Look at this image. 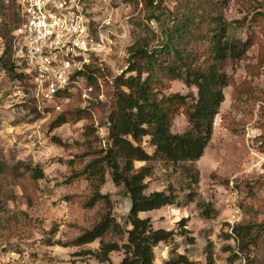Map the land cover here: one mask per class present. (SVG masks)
Segmentation results:
<instances>
[{
  "label": "rangeland",
  "instance_id": "obj_1",
  "mask_svg": "<svg viewBox=\"0 0 264 264\" xmlns=\"http://www.w3.org/2000/svg\"><path fill=\"white\" fill-rule=\"evenodd\" d=\"M137 1L139 4L135 0H86L93 35L101 44L97 53L91 54L89 71L99 73L92 85L87 77L83 78L77 93L83 94L85 87L92 91L86 100L77 96L69 110L90 108L89 121L74 122L76 118L71 117L52 132L49 126L56 113L37 118L30 110L35 88L14 78V72H6L0 60V164L12 168L24 163L44 173V178L35 182L28 177H11L0 191V264H99L93 257H76L84 250H98L99 240L82 247L66 245L91 229L104 212L101 205L91 210L84 208L91 190L86 180L71 179L74 171L68 162L82 153L83 148L76 144L84 142V125L97 126L107 119L114 79L126 71L129 48L136 38L161 30L160 21L149 20V12ZM193 1L199 0H156V4L163 11H173ZM222 13L229 23L230 36L247 42L248 51L242 61L226 66L232 83L224 90L225 101L216 117L212 140L194 165L199 171V183L190 186L184 165L174 168L161 162L155 164L154 175L148 180V193L172 186L183 204L187 195L193 194V201L186 206L139 214L150 218L155 229L168 231H178L177 223L189 219L187 229L195 243L189 245L180 236L170 245L160 243L155 248V264H164L172 249L204 264L209 242L213 244L216 264H228L230 253L225 249L235 246L233 239L226 238L231 231L233 203L240 211L237 225L264 221V0H230L223 5ZM157 15L162 16L159 12ZM18 23L15 0H0V58L12 45ZM191 91L197 93L182 83L171 82L165 93L186 95ZM187 129L186 118L178 115L173 132L182 134ZM54 137L69 148L55 144ZM148 141L144 147L153 153ZM74 166L76 170L82 167L81 163ZM141 166L136 164L137 168ZM101 192L110 196L113 217L126 227L130 202L123 189L113 184L109 173ZM206 210L211 218L203 215ZM108 239L122 244L118 237ZM252 256L264 261V246ZM123 258L122 252L111 254L112 264Z\"/></svg>",
  "mask_w": 264,
  "mask_h": 264
},
{
  "label": "trees",
  "instance_id": "obj_2",
  "mask_svg": "<svg viewBox=\"0 0 264 264\" xmlns=\"http://www.w3.org/2000/svg\"><path fill=\"white\" fill-rule=\"evenodd\" d=\"M229 1L199 0L185 3L173 11H163L156 0H140L149 12L148 19L160 21L161 30L136 38L129 48L126 71L114 79L113 100L107 119L97 126L84 125V142L76 144L83 148L82 153L68 162L74 171L71 179L86 180L91 190L84 208L91 210L101 205L104 209L100 221L66 244L82 247L99 240L98 250H84L76 257H93L99 264H112L111 254L122 252L124 258L118 264H155V248L160 243H175L177 236L185 237L189 245L195 243L187 229L189 219L183 218L177 223L178 231H168L155 229L150 218H141L139 214L171 206L183 207L193 201L190 193L184 204L180 202L172 186L148 193L149 181L154 175L155 164L161 162L174 168L184 165L190 175V186L199 183V171L194 165L204 156L212 140L214 123L225 101L224 90L232 83L226 66L242 61L248 51L247 42L229 34V23L222 13L223 5ZM158 12L162 16L159 17ZM13 41L2 53V67L10 74L14 72V78L27 84L26 75L18 72L13 58ZM89 70L87 66L79 74L82 78L87 77L90 84L97 81L99 71ZM171 82L182 83L188 89H196L197 93L166 95ZM77 96L82 100L77 92L59 94L63 101L57 112L54 107L39 111L34 101L30 110L37 118L56 113L49 126L52 132L67 124L71 117L76 118L74 122L89 121L92 117L90 108L77 112L69 110ZM180 114L188 124L187 131L182 134L172 130ZM147 139L153 153L144 147ZM52 141L64 149L69 148L55 137ZM78 163L82 167L76 170L74 165ZM137 163L143 166L137 168ZM107 173L129 199L126 227L113 217L110 196L101 192ZM11 177H28L35 182L43 179L44 173L40 168L24 163L12 168L0 164V191ZM203 215L211 218L209 210ZM112 236L118 237L122 244L108 239ZM226 238L235 241L234 247L225 249L230 253L228 264H264L252 256L264 246V221L236 224ZM164 264L199 263L185 253H179L178 249H172ZM204 264H216L212 242L206 247Z\"/></svg>",
  "mask_w": 264,
  "mask_h": 264
},
{
  "label": "built area",
  "instance_id": "obj_3",
  "mask_svg": "<svg viewBox=\"0 0 264 264\" xmlns=\"http://www.w3.org/2000/svg\"><path fill=\"white\" fill-rule=\"evenodd\" d=\"M19 24L13 32V58L18 72L26 75L36 91L39 111L59 110V94H75L90 65L91 54L101 47L94 35L86 0H15ZM102 36V35H101ZM103 43L104 41L101 40ZM92 89L85 87L81 97ZM55 106H52L55 104ZM232 228L241 220L233 203Z\"/></svg>",
  "mask_w": 264,
  "mask_h": 264
}]
</instances>
